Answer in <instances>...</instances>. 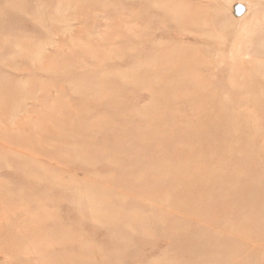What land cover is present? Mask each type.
I'll return each instance as SVG.
<instances>
[{
  "label": "rangeland",
  "instance_id": "rangeland-1",
  "mask_svg": "<svg viewBox=\"0 0 264 264\" xmlns=\"http://www.w3.org/2000/svg\"><path fill=\"white\" fill-rule=\"evenodd\" d=\"M0 264H264V0H0Z\"/></svg>",
  "mask_w": 264,
  "mask_h": 264
}]
</instances>
